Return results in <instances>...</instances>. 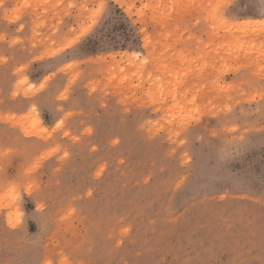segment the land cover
Wrapping results in <instances>:
<instances>
[{"label":"rangeland","instance_id":"1","mask_svg":"<svg viewBox=\"0 0 264 264\" xmlns=\"http://www.w3.org/2000/svg\"><path fill=\"white\" fill-rule=\"evenodd\" d=\"M0 264H264V0H0Z\"/></svg>","mask_w":264,"mask_h":264}]
</instances>
